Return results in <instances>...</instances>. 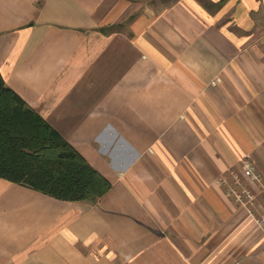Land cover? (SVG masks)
Masks as SVG:
<instances>
[{"label": "crops", "instance_id": "crops-1", "mask_svg": "<svg viewBox=\"0 0 264 264\" xmlns=\"http://www.w3.org/2000/svg\"><path fill=\"white\" fill-rule=\"evenodd\" d=\"M0 75L110 182L0 178V264H264V0H0Z\"/></svg>", "mask_w": 264, "mask_h": 264}, {"label": "trees", "instance_id": "trees-1", "mask_svg": "<svg viewBox=\"0 0 264 264\" xmlns=\"http://www.w3.org/2000/svg\"><path fill=\"white\" fill-rule=\"evenodd\" d=\"M0 178L68 202L95 203L110 188L0 75Z\"/></svg>", "mask_w": 264, "mask_h": 264}, {"label": "built area", "instance_id": "built-area-1", "mask_svg": "<svg viewBox=\"0 0 264 264\" xmlns=\"http://www.w3.org/2000/svg\"><path fill=\"white\" fill-rule=\"evenodd\" d=\"M220 82H221L220 78L217 77V78L213 79L210 82V84L216 85ZM243 174L246 177L251 178L253 181L258 182L260 180V175L255 171L254 166L250 161H244ZM234 197H235L236 201H238L242 205H245V206L252 205L253 194L250 190L245 189L241 192L235 193ZM256 221H257V224L259 225V227L261 228V230L264 232V218L256 219Z\"/></svg>", "mask_w": 264, "mask_h": 264}]
</instances>
